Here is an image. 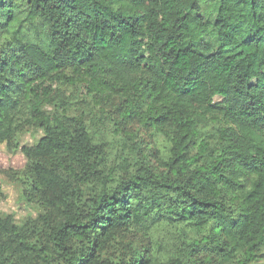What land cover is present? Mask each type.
Returning <instances> with one entry per match:
<instances>
[{
    "label": "trees",
    "instance_id": "obj_1",
    "mask_svg": "<svg viewBox=\"0 0 264 264\" xmlns=\"http://www.w3.org/2000/svg\"><path fill=\"white\" fill-rule=\"evenodd\" d=\"M29 127L0 264H264V0H0V144Z\"/></svg>",
    "mask_w": 264,
    "mask_h": 264
},
{
    "label": "rangeland",
    "instance_id": "obj_2",
    "mask_svg": "<svg viewBox=\"0 0 264 264\" xmlns=\"http://www.w3.org/2000/svg\"><path fill=\"white\" fill-rule=\"evenodd\" d=\"M203 12L205 15L211 16L213 11L209 4H204ZM42 109L50 111L52 108L49 105H44ZM41 135L40 128H26L18 135V149L13 153L7 149L4 143L0 144V215L9 214L16 223H22L26 218L36 217L41 210L37 205L27 203L23 199L21 183L11 179L7 172L24 167L26 158L19 150L20 147L32 145Z\"/></svg>",
    "mask_w": 264,
    "mask_h": 264
}]
</instances>
